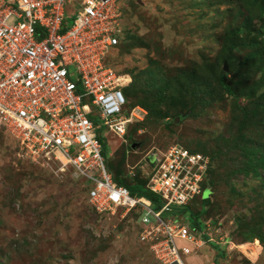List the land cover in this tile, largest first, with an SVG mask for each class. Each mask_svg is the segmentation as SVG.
<instances>
[{
    "label": "rangeland",
    "instance_id": "1",
    "mask_svg": "<svg viewBox=\"0 0 264 264\" xmlns=\"http://www.w3.org/2000/svg\"><path fill=\"white\" fill-rule=\"evenodd\" d=\"M247 3L246 0H122L120 46L111 50L105 62L130 75L132 81L146 74L152 65L162 70L158 78L171 79L169 94L158 107L150 110L136 106L147 117L131 132L139 144L134 148H139V154L130 159L127 172L149 176L157 161L156 154L174 145L186 148L201 145L200 150L205 153L202 154L208 158L206 154L216 147L223 152L231 149L230 140L238 134L233 121L240 115L233 99L216 85L221 71L227 73L229 83L238 85L237 67L227 59L231 51L224 40L241 22L237 13L248 9ZM240 51L237 49L235 53ZM205 62L206 77L213 80L216 95H187L173 77L182 69L198 70L202 75L200 65ZM241 103L246 105L248 100ZM179 114L184 116L182 121L175 119ZM102 132L109 141L108 154L118 160L116 153L121 140L108 134L105 126ZM19 143L0 128V264H163L140 241L141 225L133 213L125 215L122 209L98 213L88 200L83 181L74 179L70 173L57 174L55 165L43 162L44 166L21 158ZM132 166H137L136 171ZM248 178L244 180L241 176L229 186L218 184L210 211L211 219L218 223L217 233L220 237L229 235L235 247H227L226 255L220 257L211 243L205 244L202 247L206 246L211 254L204 256V262L197 258L193 263L264 264V246L257 239H248L250 229L261 223L264 214V176L260 180ZM234 189L242 195L233 198ZM163 216L166 220L173 217ZM173 218L185 224V217ZM178 246L182 249L189 245L178 242ZM191 253L196 254L194 249ZM184 259L187 264L193 261L189 256Z\"/></svg>",
    "mask_w": 264,
    "mask_h": 264
},
{
    "label": "built area",
    "instance_id": "2",
    "mask_svg": "<svg viewBox=\"0 0 264 264\" xmlns=\"http://www.w3.org/2000/svg\"><path fill=\"white\" fill-rule=\"evenodd\" d=\"M121 3L0 0V128L20 142L21 158L55 165L57 174L89 185L88 200L98 213L141 211L140 241L163 264H187L193 249L215 243L212 224L206 223V240L163 214L202 194L210 158L178 145L157 153L147 184L163 203L156 210L115 183L103 155L104 126L124 141L128 125L146 115L140 107L125 108L124 89L132 79L105 62L120 44ZM225 238L219 243L233 249ZM178 242L189 246L181 249Z\"/></svg>",
    "mask_w": 264,
    "mask_h": 264
},
{
    "label": "trees",
    "instance_id": "3",
    "mask_svg": "<svg viewBox=\"0 0 264 264\" xmlns=\"http://www.w3.org/2000/svg\"><path fill=\"white\" fill-rule=\"evenodd\" d=\"M246 1L248 2V9L237 13L238 17L242 19L241 22L228 33L224 40L227 49L231 51L229 53L231 55L227 59L237 67L235 75L239 79L238 85L229 83L227 73L222 71L217 79L216 85L228 97L233 99L235 107H237L236 113H239L240 118H235L233 123L236 125L238 134L235 139L230 140L232 141L231 149L229 147L226 152H223L219 147H216V150L206 154L210 158V165L207 177L202 185V194L193 199L188 205L182 208L173 207L172 210L173 217H185V224L189 225L192 229L200 231L206 240L210 238V236H207L206 223L210 222L213 226V230L210 231L211 236L215 240V243L212 242L211 245L217 251V256L220 257L226 255L225 250L227 251L228 244L224 246L217 244L221 234L217 233L219 229L218 223L211 219L210 216L216 189L222 183L224 186L234 184L241 176L244 180L245 178L249 179V176L253 179L260 180L264 176V0ZM255 20L257 24H255ZM119 46L120 44L114 48V51ZM248 48L249 50H247ZM237 49L241 51L236 54ZM245 50L247 52L244 53ZM152 63L155 64V62ZM152 66L146 74L137 76L124 89L127 98L126 109L131 110L136 106L142 105L153 110V108L158 107L163 99L166 98V94H169L168 89H170L169 82L171 79L158 78L157 75L162 70L157 65ZM200 66L203 70L202 75L198 70L182 69L173 78L184 87V92L187 95L201 96L205 94L209 96L210 94L211 96H215L216 89L212 86L213 80L211 81L209 77H206L208 63ZM213 69L211 67V70ZM258 74H260L259 77ZM243 99L248 100L246 105L241 103ZM183 118L184 116L179 114L175 119L182 121ZM144 120L128 125L124 141L121 140L120 147L116 153L119 157L118 160H114L111 154H108L107 148L109 147V141L106 139L101 140L103 144V155L106 159L107 170L112 174L117 185L127 187L132 196H138L148 200L156 210H159L162 205L161 199L148 190L147 184L149 177H141L139 173L133 172L131 174L132 172L130 173V171L127 172L125 170L126 167H130V159L134 155L139 154V148L138 150L133 148V145H136L135 148H137L139 144H137V139L132 136L131 132L133 129H137V124H142ZM127 140H130L131 143L128 144ZM187 149L191 152L205 154L200 150L202 149L201 145H198L196 148L187 147ZM132 167L136 171L137 166ZM140 169H142L141 166ZM85 188L88 191L89 185L85 184ZM234 191L238 192V194H235ZM234 191H232L234 194L232 196L233 198H236V195H242L236 189ZM252 192H256V190ZM252 196L258 197L261 194ZM129 213H133L136 220H139L140 223L141 211L135 210ZM261 219V223L258 224V226L260 225L259 227L256 226L250 229L251 235L248 236V239H257L264 246V214H262ZM225 239L227 243L231 242L235 244L229 235ZM147 247L149 248V246Z\"/></svg>",
    "mask_w": 264,
    "mask_h": 264
},
{
    "label": "crops",
    "instance_id": "4",
    "mask_svg": "<svg viewBox=\"0 0 264 264\" xmlns=\"http://www.w3.org/2000/svg\"><path fill=\"white\" fill-rule=\"evenodd\" d=\"M205 250H207V248H206V246H204V247H202V248H200V250L197 252V251H195L196 252V254H190V255H188L189 257H191L192 258V263L191 264H195V263H193L194 261H196L197 260V258L198 259H202V262H204V260H203V258H204V256H206V255H209V254H211V252L210 251H208V253H206L205 252ZM206 253V254H205ZM199 254V255H198ZM200 254H203V255H200ZM205 254V255H204ZM187 256V257H188ZM200 256V257H199Z\"/></svg>",
    "mask_w": 264,
    "mask_h": 264
},
{
    "label": "water",
    "instance_id": "5",
    "mask_svg": "<svg viewBox=\"0 0 264 264\" xmlns=\"http://www.w3.org/2000/svg\"><path fill=\"white\" fill-rule=\"evenodd\" d=\"M133 148H135V145H133Z\"/></svg>",
    "mask_w": 264,
    "mask_h": 264
}]
</instances>
